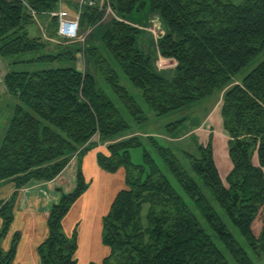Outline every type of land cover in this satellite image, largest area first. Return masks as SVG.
<instances>
[{
    "label": "trees",
    "instance_id": "obj_1",
    "mask_svg": "<svg viewBox=\"0 0 264 264\" xmlns=\"http://www.w3.org/2000/svg\"><path fill=\"white\" fill-rule=\"evenodd\" d=\"M23 1L27 6L21 0H0L4 63L42 52L50 44L43 40L40 25L43 34L37 37L30 35L29 26L56 11L58 0ZM107 8L113 18L103 30L102 47L86 46L93 39L89 35L84 47L77 49L84 58L83 70L71 66L1 73L6 93L16 103L0 144V184L15 186L8 199L0 200V264H12L16 255L19 235L7 251L1 244L14 219L19 190L33 181L56 179L73 155L90 149L95 136L106 144V153H97L98 167L109 174L125 171V188L102 220V242L110 250L103 264H255V259L264 260V59L238 79L264 52V0H245L240 5L226 0H106L82 9L79 36L86 27L101 26ZM145 10L160 18L165 32L155 49L163 59L175 62L172 70L155 66L151 54L139 45L141 30L126 22ZM50 21L56 24L55 18ZM72 43L58 40L57 45L65 47L62 53L21 62L74 63ZM116 69L141 92L157 117L188 112L215 92L225 91L220 115L232 164L226 183L216 167L211 138L197 147L196 155L182 153L190 172L153 136L117 138L130 127L98 81L117 96L135 123L147 118L120 85ZM185 122L183 118L168 125L167 134L174 136ZM133 149H142V164L132 163ZM254 156L258 166L253 164ZM87 189L78 167L75 189L61 193L50 210L48 237L38 247L41 264H76L77 234L66 236L62 221ZM144 205L149 206L145 222ZM258 219L261 229L256 236L253 224Z\"/></svg>",
    "mask_w": 264,
    "mask_h": 264
},
{
    "label": "rangeland",
    "instance_id": "obj_2",
    "mask_svg": "<svg viewBox=\"0 0 264 264\" xmlns=\"http://www.w3.org/2000/svg\"><path fill=\"white\" fill-rule=\"evenodd\" d=\"M234 5H240L245 0H226ZM63 8H67L70 11H79L78 5L75 3L63 2ZM82 14V12H81ZM80 14V16H81ZM113 18V15L105 14V18L101 26L96 27L95 29H91L86 27L84 32L79 36L78 40L72 43L70 50L74 52L76 56V62H59V61H42V62H21L27 61L31 59H35L39 56L44 55H58L65 50V47L58 46L55 38L56 35H49L48 31L51 33L56 29V24H51V18L48 16L39 17V19H34L35 22L29 26V33L33 37H37L42 35L41 29L44 30L45 36L43 37L44 41H48L50 44L42 50V52L34 53V54H26L23 56H19L13 58V60L2 61V65L0 68V72L4 75L6 72H37L42 70H50V69H57V68H65V67H75L79 70H83L84 68V58L82 56V52L77 51V49H82L84 47L85 37L92 35V41H87L86 46L88 44H92L98 48H101V36L103 30L108 26L109 19ZM126 22L134 27H137L141 30V34L138 38L139 45L144 49L147 53H150L154 59L155 66L159 70H171L170 68L173 63L168 62L167 60L160 57L155 49V46L158 42V35L164 33V27L161 24L160 18L158 16H149L148 12L142 11L140 13H134L133 15L129 16ZM40 25V27H38ZM48 27V28H47ZM48 29V31H47ZM151 33V46H147V42L143 46L142 43V36L144 32ZM50 40H48V39ZM87 38V37H86ZM46 41V42H47ZM264 59V52H262L252 63L248 66L243 74L238 76V79H241L245 74L250 72L253 68H255L262 60ZM20 61V62H19ZM14 62V63H13ZM7 63V64H6ZM119 78H120V85L127 88L129 93L135 98L137 104L144 112V115L147 118V121L142 124H137L132 120V117L123 107V104L119 101L117 96L109 89L108 86L98 81V86L105 92V94L110 98L113 104L121 113L124 120L129 125V130L125 133L119 135L120 140L123 138L137 136L139 138L146 137V136H153L156 140H158L161 145L169 147L173 153L177 156L180 163L184 167L187 172H190L189 162L186 157L182 154L183 152L196 155L197 147L199 145H204L207 143L208 139H210L212 149H213V158L218 169L219 175L224 183H226V178L231 171L232 164L228 158V137L223 129V119L220 115V109L223 104V95L225 91L222 92H215L210 99L205 100L198 106L192 108L188 112L183 113H176L170 114L163 117H157L146 105L142 94L139 90L135 89L127 80V78L118 70L116 69ZM16 101L10 97L6 93V89L3 84L0 85V144L4 137L5 131L7 129L9 119L11 117L12 107ZM185 118L186 122L178 127L176 133L173 135H168L166 127L168 125L174 124L181 119ZM131 161L135 165H140L143 163L142 161V149H133L131 151ZM253 164L258 166V159L256 156L253 157ZM264 172V169H263ZM77 176V175H76ZM171 182L177 187L174 179L170 176L169 177ZM89 186V183H88ZM180 194L184 197L186 201L189 202L188 198L180 191ZM192 208L193 213L198 218L199 222L204 224L203 219L199 215V213L195 210V208L189 204ZM149 206L144 205L142 209V218L143 221H146V215L148 213ZM108 214V213H107ZM262 215H264V210L262 211ZM11 226V225H10ZM261 229V222L258 219L253 224V232L256 236L259 235ZM65 234V233H64ZM66 235V234H65ZM67 236V235H66ZM4 240V239H3ZM3 242V241H2ZM2 245V244H1ZM255 264H264L263 259H259L258 261L255 259ZM231 264H234L233 262Z\"/></svg>",
    "mask_w": 264,
    "mask_h": 264
},
{
    "label": "crops",
    "instance_id": "obj_3",
    "mask_svg": "<svg viewBox=\"0 0 264 264\" xmlns=\"http://www.w3.org/2000/svg\"><path fill=\"white\" fill-rule=\"evenodd\" d=\"M151 35L144 32L143 46L146 42L150 43ZM161 35H158L159 38ZM147 46H151V43ZM167 61L172 62L170 68H174L175 62ZM97 153L105 154L106 144H101L98 136H95L90 142V149L73 155L56 179L50 182L33 181L19 190L13 209L14 219L2 242V249L7 251L13 237L19 235L12 264H41L38 247L48 237L47 219L50 210L58 203L61 193L68 194L75 189L78 167H81L89 186L63 219V231L68 237L74 231L77 234L76 264H103L110 250L102 242V220L117 193L125 188V171L119 169L115 174L102 171L97 165ZM14 191L13 183L0 184V200L8 199ZM1 226L0 219V229Z\"/></svg>",
    "mask_w": 264,
    "mask_h": 264
},
{
    "label": "built area",
    "instance_id": "obj_4",
    "mask_svg": "<svg viewBox=\"0 0 264 264\" xmlns=\"http://www.w3.org/2000/svg\"><path fill=\"white\" fill-rule=\"evenodd\" d=\"M24 5L26 3L21 0ZM106 0H58L57 9L51 12L49 17L56 19V36L58 40L65 42H75L79 38L80 31V14L84 7H95L98 4L105 2ZM63 2L75 3L78 5L79 11H70L67 8L62 7ZM27 6V5H26ZM106 14L112 15L110 8L106 9ZM32 16L35 17V13L32 12ZM0 58V67H1ZM3 83V76L0 72V85Z\"/></svg>",
    "mask_w": 264,
    "mask_h": 264
}]
</instances>
